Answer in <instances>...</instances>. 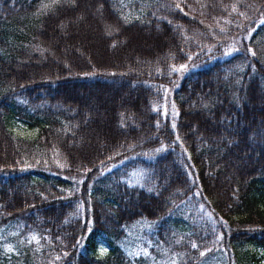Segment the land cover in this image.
<instances>
[{"label":"trees","instance_id":"16d2710c","mask_svg":"<svg viewBox=\"0 0 264 264\" xmlns=\"http://www.w3.org/2000/svg\"><path fill=\"white\" fill-rule=\"evenodd\" d=\"M263 8L0 0V264H264Z\"/></svg>","mask_w":264,"mask_h":264},{"label":"rangeland","instance_id":"374dc122","mask_svg":"<svg viewBox=\"0 0 264 264\" xmlns=\"http://www.w3.org/2000/svg\"><path fill=\"white\" fill-rule=\"evenodd\" d=\"M259 11L256 13H259ZM260 14H262V15L255 21V26L264 21V8L260 12ZM250 17H251V15H250ZM239 19L242 20L244 18H241V16H240ZM244 25H245V21L242 23L235 24L234 27L228 28V30L221 29L223 31L222 35L220 37L221 47H225V50H224L225 53H230L232 51H236L237 50L236 47L238 46L240 39L242 37H246L248 35V33L251 31L250 28H247L244 32H242ZM89 36L92 39L91 42H93V43H96L97 42L96 39H99L98 36H96V37L91 36V35H89ZM211 49H213L212 46L209 47V50H211ZM94 51H97V50H94ZM162 105H163L162 111L169 113L170 123L173 125V120H174L175 115H176V110L174 107V103L171 100L169 95L164 97ZM12 131L17 136L24 137V138H32L35 134L34 128H27L21 124H17L16 127L14 129H12Z\"/></svg>","mask_w":264,"mask_h":264},{"label":"snow or ice","instance_id":"6c2138e0","mask_svg":"<svg viewBox=\"0 0 264 264\" xmlns=\"http://www.w3.org/2000/svg\"><path fill=\"white\" fill-rule=\"evenodd\" d=\"M193 247H195V245H193ZM203 255V253H201Z\"/></svg>","mask_w":264,"mask_h":264}]
</instances>
